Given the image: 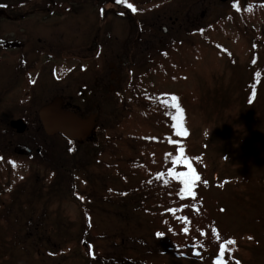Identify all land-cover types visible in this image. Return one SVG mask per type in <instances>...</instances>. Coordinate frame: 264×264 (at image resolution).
I'll return each instance as SVG.
<instances>
[{
	"label": "rangeland",
	"instance_id": "374dc122",
	"mask_svg": "<svg viewBox=\"0 0 264 264\" xmlns=\"http://www.w3.org/2000/svg\"><path fill=\"white\" fill-rule=\"evenodd\" d=\"M99 3L0 0V264H264V1L149 0L123 61ZM89 68L111 72L96 130L49 136L40 109L76 113Z\"/></svg>",
	"mask_w": 264,
	"mask_h": 264
},
{
	"label": "flooded vegetation",
	"instance_id": "af4514ba",
	"mask_svg": "<svg viewBox=\"0 0 264 264\" xmlns=\"http://www.w3.org/2000/svg\"><path fill=\"white\" fill-rule=\"evenodd\" d=\"M95 1L98 2V0H95ZM230 1L231 2L239 1V2L244 3V0H230ZM148 2H149V0H120V2H118V0H102V3H104V4L99 3L100 5H98V12L97 13H99V17L106 19L109 17L110 13L111 14L113 13L112 16L118 17V19L120 20V23L123 24L125 27L124 44L126 45V41L128 40L130 42L131 46L128 49L123 50L122 54L120 55V59H119L120 61L126 60L128 57L136 58L137 56H133V53L140 49L139 46L143 43H145L147 46V44L151 41L150 39L143 40L142 36H141L143 31H145V33L147 32L146 29L144 27H142L144 25V23H146L145 22L146 17L143 16V14L144 13H147V14L150 13L148 11H151L153 9V6L151 4L149 6H146L145 9L140 8V6L144 5ZM246 2L247 3H244V6H248L249 0H247ZM110 3H113V4H110ZM129 5H131V7H129ZM24 7H29V5L28 6L26 5ZM181 7L187 8L186 5H184V4L179 6V8H181ZM133 9H135V11H133ZM29 10L31 11V9L25 8V10L23 11L22 14L13 16L12 20L14 19V20L19 21L20 18H23L25 16L26 13H30ZM45 11H47L46 7H45ZM177 19H179L178 16L175 18V20H177ZM133 26H134V29L135 28L137 29V35L136 36H132V34H131L132 30H133ZM181 27L182 26H178V28H181ZM160 28H161L162 34L164 35L168 32V30L173 29L174 27L168 28L167 26L162 25ZM106 30H107V32H104V34H105V36L107 35L109 37L110 30L109 29H106ZM149 30H151V29H149ZM152 37L156 38V35L154 34ZM157 40H158V38H157ZM174 40H177L178 44L181 43V41H178V39L175 37H171V38L166 39V41H174ZM163 41H164V38H160L156 42V44L151 42L152 46L155 45L154 48L151 49L152 51L150 53H148L147 56H144L140 59H150V58L157 57L158 56L157 54H159L160 51L158 52V49L156 46L162 45ZM87 42H89V39ZM91 43L92 42H89L86 45V47H83V49L81 51L82 53L81 52L78 53L80 56L81 55L86 56L87 60H90L93 58V54L90 52V50L94 48V45H92ZM165 44H167V42ZM82 58L84 59V57H82ZM95 69L96 68L86 69L87 74L89 75V77H91V81L87 85H85V84L81 85L80 89L77 90V95L80 97V102L83 106H77V107H75V110H74L82 118L92 117L94 119L95 126H94L93 130L91 131L90 135L88 136V139L90 138L92 133L97 128V121H98L97 108L101 104L100 103L101 101H103L102 103L107 101L109 94L111 92V86H110L111 72H109L106 75H105V73L95 74V71L99 72V70H97V69L95 70ZM109 69L116 70V65H114L112 68V67H110V64H109ZM57 97H61V96L57 95ZM61 99H62V104L64 106L65 100L63 97H61ZM49 103H47V104H49ZM83 107H85V108H83ZM82 109H84V110H82ZM87 109H89V110H87ZM85 110H87V111H85ZM25 123H26V121H25ZM24 132H18L17 131V135H19V136L23 135ZM55 135L61 136V134H59V133H54V134H51L49 136H55ZM83 141H85V140H83ZM72 142L79 143L82 141L73 140ZM16 146L28 147V153H26V154L29 156L32 154L31 148L29 146H27L26 144H24L21 140L17 141L16 144L14 145L13 151H15V152H16V150H15ZM35 151H36V153L39 152L38 149H36ZM15 154L18 156L25 157L24 153H15Z\"/></svg>",
	"mask_w": 264,
	"mask_h": 264
},
{
	"label": "water",
	"instance_id": "95a60500",
	"mask_svg": "<svg viewBox=\"0 0 264 264\" xmlns=\"http://www.w3.org/2000/svg\"><path fill=\"white\" fill-rule=\"evenodd\" d=\"M224 1V0H222ZM62 99L55 98L51 103L43 106L39 111V118L47 134L60 133L66 139H83L94 128V119L80 118L76 113L61 108ZM11 126L18 132H24L26 124L23 119L11 121ZM18 153H28V148L17 146Z\"/></svg>",
	"mask_w": 264,
	"mask_h": 264
},
{
	"label": "snow or ice",
	"instance_id": "6c2138e0",
	"mask_svg": "<svg viewBox=\"0 0 264 264\" xmlns=\"http://www.w3.org/2000/svg\"><path fill=\"white\" fill-rule=\"evenodd\" d=\"M118 2H120V0H118ZM129 7H131V5H129ZM133 11H135V9H133ZM173 99H176V97L174 96ZM173 119H175V117H173ZM175 126V125H174ZM189 168L191 169V166L189 165ZM182 177H186V176H189V175H192L194 176V172H190V173H181L180 174ZM185 189H182V191H184ZM187 190L190 191V188H188ZM157 235H160L159 233H157ZM229 244L231 243H235V241H228ZM225 246L224 245H221V248L223 249Z\"/></svg>",
	"mask_w": 264,
	"mask_h": 264
},
{
	"label": "trees",
	"instance_id": "16d2710c",
	"mask_svg": "<svg viewBox=\"0 0 264 264\" xmlns=\"http://www.w3.org/2000/svg\"><path fill=\"white\" fill-rule=\"evenodd\" d=\"M48 1H50V0H48ZM50 6V5H49Z\"/></svg>",
	"mask_w": 264,
	"mask_h": 264
}]
</instances>
